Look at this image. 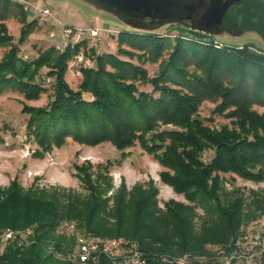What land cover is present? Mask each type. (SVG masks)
Listing matches in <instances>:
<instances>
[{
  "label": "trees",
  "instance_id": "16d2710c",
  "mask_svg": "<svg viewBox=\"0 0 264 264\" xmlns=\"http://www.w3.org/2000/svg\"><path fill=\"white\" fill-rule=\"evenodd\" d=\"M12 10L21 14L17 42L5 23ZM231 11L221 33L251 31L264 40V0H242ZM37 28L22 2L0 0V47L9 48L0 59V94L23 96L33 156L44 157L72 139L92 147L111 143L121 152V164L127 149L138 143L162 166L161 181L186 202L171 199L161 207L153 179L131 189L122 179L116 188L110 161L96 168L90 161L75 165L86 194L37 182L26 188L14 179L0 186V229L31 232L24 245L4 247L0 264H74L78 233L59 231L72 220L79 233L121 241L115 258L100 252L87 264H127L123 256L134 249L145 264H177L174 259L185 255V264H222L209 245L223 248L226 256L262 250L261 242L243 244V227L264 217V190L228 191L222 174L264 181V113L254 108L264 104V50L222 44L217 33L194 28L174 37L119 30L115 53H98L81 39L25 58L20 46ZM80 54L91 65L80 68L81 80L73 88L67 81L69 63ZM147 62L159 64L153 77ZM43 69L53 80L50 99L30 105L48 92ZM139 83H149L152 91L140 90ZM208 100L217 103L214 112L231 118L230 125L216 128L203 121L199 111ZM208 151L213 157L205 162ZM68 252L65 260L55 256ZM259 259L257 264H264V250ZM238 262L239 256L230 259Z\"/></svg>",
  "mask_w": 264,
  "mask_h": 264
},
{
  "label": "rangeland",
  "instance_id": "374dc122",
  "mask_svg": "<svg viewBox=\"0 0 264 264\" xmlns=\"http://www.w3.org/2000/svg\"><path fill=\"white\" fill-rule=\"evenodd\" d=\"M22 3L24 11L28 12V19H36L38 23V28L20 46L21 55L25 58H34L39 52L44 51L51 45H55L57 48H64L68 43L75 44L81 39H87V48L94 47L98 53H115L117 51V34L119 30H129L132 28L130 30L144 31L149 28L147 21L135 22L129 20L126 22L124 19L113 14L99 11L81 0H30L29 4ZM44 9H48L51 15L44 14ZM231 13L233 14L234 12L231 11ZM5 23L8 26L9 33L15 38L14 42H17L22 26L20 12L12 10L7 16ZM66 26L77 31H82L80 37L76 33L70 36L66 35L64 33ZM159 27L160 25L157 28ZM162 27L157 32L166 33L170 37L178 34L185 35L190 31V24L188 23L168 24L166 27ZM88 28H100L99 36L97 38L88 37ZM219 31L220 29L215 32ZM233 34L224 33L223 35L215 36V39L226 45L236 46L247 43L251 44L255 49L264 50V40L256 32L249 31L242 34L234 32ZM8 49L7 46L0 47V59ZM89 65H91V61L84 57L83 54H80L69 63L67 81L73 88H77L81 80L80 68ZM158 65V63L151 62L144 64L150 77L157 74ZM46 72L47 69L42 70V76L44 80L46 79L45 84L48 92L43 94L39 100L29 101L27 102L28 104L42 106L49 101L53 80L46 77ZM138 86L140 90L147 92L153 89L149 83H139ZM22 106L23 96L20 94L15 92L0 94L1 187H7L14 179H17L26 188L37 182L41 187L57 186L71 188L82 194H86L85 188L76 176L75 165H81L86 161H90L96 168L100 163L106 164L110 161L113 163L110 170L116 188L119 187L122 179L126 181L129 189L137 183L144 184L153 179L159 189L158 197L161 207H163L165 201L171 199L186 202L183 195L177 194L172 187L161 181L160 172L163 170L162 166L150 154L146 153L138 143L134 147L127 149V156L121 164H118V161L121 160V152L111 143H102L92 147L79 144L72 139H68L63 147L54 148L51 153L45 154L44 157H34L33 151L36 146L27 140L25 130L27 115L22 114ZM216 106V102L205 101L199 111L200 117L206 124L212 127L219 128L225 124L230 125L231 118L214 112ZM254 108L259 113H264V104H255ZM212 157L213 152L208 151L204 154L203 160L209 162ZM222 176L225 178V187L228 191H231L233 187H239L246 195H249L251 191L264 190V181L245 180L231 173L222 174ZM71 225H74L73 230L70 228ZM78 229L77 222L72 220L64 221L59 231H65L67 235H70L71 232H81ZM243 229H246L247 232L245 236L247 239L243 241V244L246 245L249 242L252 245H258L261 242L262 250H256L248 255L244 254L245 256L239 252L226 256L222 250L223 248L219 250V248L209 245L208 248L213 249L214 252L220 255L222 264H230V259L236 256H239L238 264H257L260 260V254L264 250V217H259L256 221L249 224V226H244ZM113 239L118 240L117 238ZM252 245L249 244V246ZM55 254V256L63 260L69 256V252L66 254ZM186 257L187 255L175 258L174 260ZM204 262H201V264Z\"/></svg>",
  "mask_w": 264,
  "mask_h": 264
},
{
  "label": "water",
  "instance_id": "95a60500",
  "mask_svg": "<svg viewBox=\"0 0 264 264\" xmlns=\"http://www.w3.org/2000/svg\"><path fill=\"white\" fill-rule=\"evenodd\" d=\"M81 1L92 5L99 11L124 19L126 22L129 21L126 17L141 14L143 18L150 19L149 28L145 30L152 32H157L160 27H166L168 24L188 23L190 28L197 31L216 34L215 31L222 26L224 17L231 5H237L242 0H207V2L206 0ZM159 25L160 27L157 28Z\"/></svg>",
  "mask_w": 264,
  "mask_h": 264
},
{
  "label": "built area",
  "instance_id": "2783aa9c",
  "mask_svg": "<svg viewBox=\"0 0 264 264\" xmlns=\"http://www.w3.org/2000/svg\"><path fill=\"white\" fill-rule=\"evenodd\" d=\"M29 4L30 0H17ZM44 14L51 15L48 9L43 10ZM100 28H88V37L97 38L100 34ZM64 33L71 35L76 33L80 37L82 31L74 30L71 27H65ZM70 228L73 230L74 225ZM30 229L25 231H15L11 228L0 229V254L3 253L4 247L9 243H16L19 246L27 243V236L30 233ZM77 251L73 255L74 264H87L90 259L93 261L97 259L98 253L103 252L109 257L115 258L121 253V241L116 239H102L98 237H89L82 233L76 235ZM123 259L127 264H145V260L142 257L140 251L134 249L124 254ZM177 264H185V258L174 260Z\"/></svg>",
  "mask_w": 264,
  "mask_h": 264
},
{
  "label": "flooded vegetation",
  "instance_id": "af4514ba",
  "mask_svg": "<svg viewBox=\"0 0 264 264\" xmlns=\"http://www.w3.org/2000/svg\"><path fill=\"white\" fill-rule=\"evenodd\" d=\"M206 2H207V0H206ZM234 6H235V4H234V5H231V7H230L229 10L227 11L225 17H226L227 15H230L231 10H232V8H233ZM228 13H229V14H228ZM231 14H232V13H231ZM225 17H224V18H225ZM126 19H129V20H131V21H136V22H138V21H140V22H142V21H147V23L150 24V19H149V18H143L141 14H138V16L131 15V16L126 17ZM223 23H224V21H223ZM222 25H223V24H222ZM221 27H222V26H221ZM221 27H220V30H221ZM224 33H227V32H224ZM224 33H221L220 31L217 32L218 35H221V34L223 35ZM229 34H233V32H231V33H229ZM241 34H242V33H241ZM233 35H238V34H233Z\"/></svg>",
  "mask_w": 264,
  "mask_h": 264
}]
</instances>
